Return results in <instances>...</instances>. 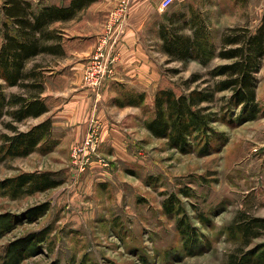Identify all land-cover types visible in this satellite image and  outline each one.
<instances>
[{
	"label": "rangeland",
	"instance_id": "rangeland-1",
	"mask_svg": "<svg viewBox=\"0 0 264 264\" xmlns=\"http://www.w3.org/2000/svg\"><path fill=\"white\" fill-rule=\"evenodd\" d=\"M174 10L197 15L198 23L204 21L211 27L216 42L215 55L205 65L193 58L169 59L162 50L163 78L158 89L171 88L180 94L197 85L205 86L203 79L210 83L217 79L209 71L230 61L217 55L223 32L233 27H247L254 32L264 14V0H175L165 11L160 10L159 20L165 23ZM110 11L92 53L106 31ZM3 19L0 9V27ZM188 29L186 33H190ZM115 71L98 87L86 85L82 74L83 86L94 97L80 141L67 151L59 150V146L53 151L57 143L47 153L35 151L0 160V262L8 245L44 231L45 240L39 249L21 264H232L231 255L264 242L263 229L248 244L228 231L246 217H264V56L255 73L260 115L237 126L217 121L215 126L228 140L206 155L180 153L168 148L164 138L150 134L144 121L153 114L156 92L145 94L130 123V118L121 123L120 127L131 133L130 141L123 149L114 146L108 153L104 149L105 153L97 104L103 83L114 77ZM195 74L198 80L191 81ZM5 91L10 94L25 90L11 86ZM226 94L228 91H222L216 96ZM121 97V91L113 96L117 106ZM220 104L218 100L216 108ZM9 119L4 115L0 121V134L8 132L5 123ZM35 123V118L29 117L16 125L26 130ZM94 125L98 129L97 154L81 170L82 159L72 156L73 149L84 143ZM98 157L105 159V165ZM95 165L106 173L90 171ZM34 170L50 171L60 184L19 197L3 189L5 178ZM171 198L178 208L175 212L164 205ZM41 204H46L45 211L30 216L28 210ZM180 220L190 225L195 234L192 240H186L180 232Z\"/></svg>",
	"mask_w": 264,
	"mask_h": 264
},
{
	"label": "trees",
	"instance_id": "trees-1",
	"mask_svg": "<svg viewBox=\"0 0 264 264\" xmlns=\"http://www.w3.org/2000/svg\"><path fill=\"white\" fill-rule=\"evenodd\" d=\"M93 1L70 0L67 5H52L41 1L0 0L4 16L0 27V121L4 115L10 117L5 123L8 132L0 134V160L24 157L35 151L47 153L56 146L57 140L51 136L50 117L26 130H20L16 125L48 110L39 95L43 90L41 74L34 70V66L28 69L27 62L40 53L62 52L56 41L58 36L49 25L71 19ZM187 16L189 14L185 11L174 10L165 23H160L161 48L169 59L193 58L205 65L215 55L211 30L204 21L198 23L194 13L189 18ZM188 27L190 33L185 32ZM220 43L217 55L230 61L209 71L210 76L217 79L211 83L209 79H203L205 86L197 85L180 94L171 88H161L155 93L153 114L144 125L152 136L164 138L170 149L183 154H209L228 140L226 134L215 126L217 121L237 126L256 119L261 113L255 73L264 56V14L254 32L247 27H233L223 32ZM198 78V75H192L191 81ZM11 86H20L25 91L7 94L5 88ZM222 91H228V94L218 98L216 93ZM144 100V92L129 89L123 91L118 105L140 106ZM218 100L221 104L216 108ZM1 184L11 196L19 197L54 188L60 181L50 171L34 170L5 178ZM173 198L165 200L164 205L167 210L175 212L178 208L172 203ZM45 209L46 204H41L30 208L28 213L33 216ZM179 228L186 240H192L195 234L192 235L190 225L181 221ZM261 229L264 230V217L255 216L228 227V231L235 233L243 244L259 236ZM45 232L29 234L8 245L0 264H21L25 258L34 255L45 240ZM231 263L264 264V242L239 254L234 253Z\"/></svg>",
	"mask_w": 264,
	"mask_h": 264
},
{
	"label": "crops",
	"instance_id": "crops-1",
	"mask_svg": "<svg viewBox=\"0 0 264 264\" xmlns=\"http://www.w3.org/2000/svg\"><path fill=\"white\" fill-rule=\"evenodd\" d=\"M29 1L34 3L41 1L52 5H67L70 2V0ZM120 1L94 0L78 10L71 19L53 22L49 28L58 35L56 41L63 54L44 52L27 63L28 69L34 66V70L41 74L43 90L39 95L44 99L48 110L35 117V120L37 123L47 117L51 118V136L59 143L53 151L56 148L58 151V146L59 150L67 151L84 136L94 96L82 84L83 69L94 49L97 35L103 30L105 16ZM127 1L129 12L124 31L116 45L119 59L116 63L115 76L103 83L102 96L97 104V114L103 126L102 138L105 146L102 149L103 151L106 149L107 153L114 146L123 149L127 141H130L131 133H127L120 126L129 118L127 122L130 123L137 115V106L126 105L122 108L117 106L113 102L115 93L133 89L153 95L160 88L163 78L160 63L165 53L162 51V40L159 36V25L163 21L159 20L158 14L160 10L165 11L167 8H160L161 0ZM211 33L213 34V31ZM1 41L0 36V43ZM212 41L216 43L213 36ZM155 53L159 56L156 57ZM55 131H58L57 135ZM92 168L90 171L98 169V174L102 171L106 173L100 166L95 165Z\"/></svg>",
	"mask_w": 264,
	"mask_h": 264
},
{
	"label": "built area",
	"instance_id": "built-area-1",
	"mask_svg": "<svg viewBox=\"0 0 264 264\" xmlns=\"http://www.w3.org/2000/svg\"><path fill=\"white\" fill-rule=\"evenodd\" d=\"M174 0H161L159 6L166 9ZM129 12L127 0H121L118 5L110 11L104 35L99 38L96 48L88 58V63L83 72V79L88 86L98 87L105 78L111 77L115 71L116 63L119 59V52L116 45L125 27V21ZM98 129L92 126L87 134L86 140L82 145H77L73 149L72 156L78 160L82 159L81 170L86 163L91 161V157L97 154ZM99 156V155H98ZM100 162L105 165V159L98 157Z\"/></svg>",
	"mask_w": 264,
	"mask_h": 264
}]
</instances>
